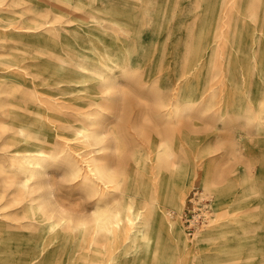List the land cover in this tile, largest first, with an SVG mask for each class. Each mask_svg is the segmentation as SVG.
Segmentation results:
<instances>
[{"label":"bare ground","instance_id":"obj_1","mask_svg":"<svg viewBox=\"0 0 264 264\" xmlns=\"http://www.w3.org/2000/svg\"><path fill=\"white\" fill-rule=\"evenodd\" d=\"M16 1L0 0V108L3 110L0 113V210L9 207L1 217L7 220H0V234L9 236L22 229L31 234L25 254L29 260L12 264H52L54 258L65 255L71 264H115L116 251L128 244L132 251L145 245L143 252L147 259L155 252L150 243L141 241L147 236L150 240L153 232L160 234L161 241L170 239L175 250L186 251L187 237L170 212L183 209L196 176L194 165L180 156L171 134L164 138L163 152L159 154L153 140L143 133L148 146L133 147L132 171L129 161L124 160L128 143L119 131L117 119L126 108L124 100L132 94L128 84L121 80L131 77L128 75L137 69L133 66V58L138 54L135 45L130 42L123 53L116 51L114 43H108L109 34L97 24L94 13L85 14V25H90L92 36L97 38L86 40L77 31L78 26H68L72 21L62 20L66 14L61 15L57 3L27 0L39 8L25 16L17 9L8 8L17 6ZM53 1L66 7L73 4L72 0ZM74 6L83 10L86 2L76 0ZM152 7L143 6L140 14L150 15ZM110 10L127 11L118 6ZM135 12L129 11L130 22L137 15ZM256 16L254 12L253 19L257 20ZM57 22L62 25H54ZM20 29L36 33L16 31ZM28 36L37 39H26ZM205 37V34L197 37L193 52L181 59L178 79L200 73L208 49ZM256 38L264 39V36L253 35L251 45L244 38L241 44L244 51L258 42ZM215 39L220 40V35L216 33ZM23 48L32 49V53ZM251 55L257 65L264 66V52L255 48ZM32 57L37 60L29 61ZM218 57L219 53L214 55L208 81L197 85L190 82L191 91L181 94L185 102H198L200 112L218 104L219 98L213 102L218 88L225 91L223 82L219 83L221 86L211 82L220 72L214 62ZM237 86L239 98L245 92L250 93L251 87L244 90L242 83ZM170 87L162 90L158 85L157 92H153L160 109L177 104V93ZM182 88L185 85L180 86L179 92ZM2 94L7 95L1 97ZM239 102L241 110L246 108L247 119H253L255 114L250 105L243 99ZM185 109H188L185 105H176L173 117L177 121L172 124L180 122ZM259 112L263 118L264 103ZM154 159L158 171L155 165L149 169V161L153 163ZM141 168L150 174L147 182H138ZM223 178V169L215 168L203 174L201 184L204 190L217 192L222 188ZM135 203L142 206L136 209ZM139 217L142 228L137 225ZM204 231L211 235H201ZM200 232L193 239L198 247L224 233L216 223L212 227L204 225ZM141 259L140 264H156L152 256Z\"/></svg>","mask_w":264,"mask_h":264},{"label":"rangeland","instance_id":"obj_2","mask_svg":"<svg viewBox=\"0 0 264 264\" xmlns=\"http://www.w3.org/2000/svg\"><path fill=\"white\" fill-rule=\"evenodd\" d=\"M48 1L60 6L61 15L66 14L62 20L72 21L68 26H78L77 31L83 39L97 38L92 36L90 25H85V14L94 13L98 17L97 24L105 27L109 34L108 43L113 42L116 51L123 53L130 42L135 45L138 54L133 58V66L137 69L134 70L135 73L128 75L131 77L121 80L128 84L132 94L124 100L126 108L117 119L119 131L128 143L124 160L129 161L132 171L135 165L133 147L148 146L144 134L153 140L159 154L163 152L164 138L171 134L180 156L190 161L196 171L183 209H172L171 218L178 220L185 233L183 214L194 191L199 195L198 201L205 200L208 212L210 209L207 224L212 227V224L216 223L222 233L224 232L215 241H208L202 247H198L193 241L195 236L190 238L185 233L189 242L186 251L175 250L170 239L162 238L161 241L160 234L150 233L151 239L148 240L147 236L141 243H150L149 246L155 252V255L151 253L150 256L156 259V264H172L176 261L178 264H264V117L258 113L264 103V66L257 65L251 58L255 48L264 52V39L256 38L258 42L253 43L251 48L245 49L246 51L241 45L245 42V37L251 45L253 35L264 36V0H84L86 9L83 10L74 6L76 0H72L71 7L53 0ZM15 4L17 6L13 4L14 6L8 8L17 9L19 14L25 16L33 14L39 8V5H31L27 0H17ZM116 6L127 11L120 13L110 10ZM143 6L145 9L153 6L150 15L140 14L144 10ZM86 10L89 12L86 13ZM130 10L137 13L132 22ZM254 12H257V20L252 17ZM54 25L62 24L57 22ZM128 28L131 32H128ZM25 32L36 33L32 30ZM216 33L218 37L220 35V40L215 39ZM201 34L206 35L204 41L208 49H205L202 58L204 64L200 73L195 76L188 74V78L178 79L181 59L193 52L197 37ZM25 38L37 39L34 36ZM23 49L32 53V49ZM217 53L219 57L214 62L220 72L215 76L216 80L211 82H216L217 85L223 82L225 91L218 88L217 95L215 94L217 99H213L215 102L219 98L218 104L210 108L205 107L204 111L200 112L198 102L186 103L181 94L191 91V83L197 85L208 81V73L213 67L212 61ZM36 60L34 57L29 59L31 62ZM247 79L248 82L250 80L249 84ZM240 83L245 87L244 90L251 87L250 93L245 92L243 98L237 95L236 89ZM158 85L162 90L171 85L173 93H177L178 100H175V103L188 107L183 111L179 123H174L177 119L173 117L177 104L169 106L168 109L161 108L163 111L156 104L153 92H157ZM183 85L186 88L179 92L180 86ZM6 95L2 94L1 97ZM241 99L250 105L252 113L255 114L253 119H247L249 115L245 114V107L241 110ZM15 109L19 110L17 107ZM2 111L0 108V113ZM152 165H155V170L158 171L155 159L153 163L149 161V169ZM219 167L224 172L221 190H204L201 184L203 174ZM148 176L150 174L148 175L146 170L144 172L143 168L139 169L138 182H147ZM134 206L138 209L142 205L135 203ZM160 206L167 208L165 204ZM6 209L4 207V210ZM4 210H0L1 221L7 220L1 218ZM11 223L17 225L19 222ZM137 225L143 227L141 218L137 220ZM30 234L27 229L13 231L9 236L0 234V264L29 260L25 254ZM203 234L211 235V232L204 231L201 235ZM145 247L144 245L137 251H132L131 244L120 248L116 251L118 255L114 263L140 264L141 258L148 260L150 256L144 258ZM35 256L31 255L32 258L37 257ZM60 261L62 264H71L67 255L54 258L52 264H61Z\"/></svg>","mask_w":264,"mask_h":264},{"label":"built area","instance_id":"obj_3","mask_svg":"<svg viewBox=\"0 0 264 264\" xmlns=\"http://www.w3.org/2000/svg\"><path fill=\"white\" fill-rule=\"evenodd\" d=\"M198 200L199 195L193 191L183 214L185 233L190 238L194 237L208 223L210 209L208 212L205 200H201L200 202ZM196 203H199V205Z\"/></svg>","mask_w":264,"mask_h":264}]
</instances>
